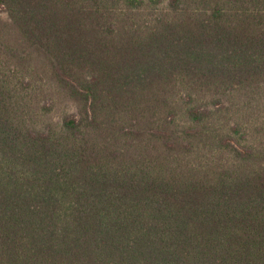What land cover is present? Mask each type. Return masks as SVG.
Listing matches in <instances>:
<instances>
[{
    "label": "trees",
    "instance_id": "1",
    "mask_svg": "<svg viewBox=\"0 0 264 264\" xmlns=\"http://www.w3.org/2000/svg\"><path fill=\"white\" fill-rule=\"evenodd\" d=\"M0 7V264H264V148L215 123L264 87V0Z\"/></svg>",
    "mask_w": 264,
    "mask_h": 264
},
{
    "label": "rangeland",
    "instance_id": "2",
    "mask_svg": "<svg viewBox=\"0 0 264 264\" xmlns=\"http://www.w3.org/2000/svg\"><path fill=\"white\" fill-rule=\"evenodd\" d=\"M9 19L6 13L3 10V7H0V26L3 24H8ZM4 29V28H2ZM14 34H9L0 31V42H4L3 44L15 46L17 39ZM0 44V58L2 61L5 59L10 60L11 62H15L9 56V52L6 51L5 45ZM25 48L28 52H33V58L37 57V54L33 51V48L28 46L21 47L18 45V50L21 51ZM31 57L30 55H28ZM27 58L26 62L23 63L22 74L28 80L32 82L38 81L39 83H46L49 79L50 74L48 73L47 78H41L39 73L42 69L48 68L47 62H42L41 58L38 60H31ZM10 62V63H11ZM41 78V80H38ZM45 87V86H44ZM64 99V98H63ZM62 105L66 103L60 102ZM58 107V106H57ZM59 113V111H56ZM220 119H216L215 123L219 126L221 125V120L225 121L226 124H238L241 130L239 132L245 133L248 135V141L250 145H255L261 148H264V87L262 86L258 93L246 97L243 96L242 93H234L228 98L224 100V108L219 112Z\"/></svg>",
    "mask_w": 264,
    "mask_h": 264
}]
</instances>
